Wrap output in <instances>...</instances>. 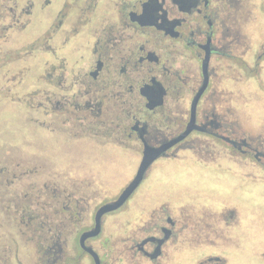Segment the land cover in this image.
<instances>
[{
    "label": "flooded vegetation",
    "instance_id": "1",
    "mask_svg": "<svg viewBox=\"0 0 264 264\" xmlns=\"http://www.w3.org/2000/svg\"><path fill=\"white\" fill-rule=\"evenodd\" d=\"M263 74L264 0H0V116L13 105L26 132L56 135L59 161L77 169L58 180L56 203L27 218L8 212L17 240L3 243L0 264H230L246 207L198 190L147 204L142 185L171 162L233 165L252 179L264 127L238 114L258 109ZM92 150L137 161L112 196L103 194L119 172L94 169L88 160L102 155ZM152 150L161 152L135 192L97 221Z\"/></svg>",
    "mask_w": 264,
    "mask_h": 264
},
{
    "label": "rangeland",
    "instance_id": "2",
    "mask_svg": "<svg viewBox=\"0 0 264 264\" xmlns=\"http://www.w3.org/2000/svg\"><path fill=\"white\" fill-rule=\"evenodd\" d=\"M262 79L264 80V74ZM255 95L253 94V97L255 96L253 100L258 104V109H244L243 111L247 112L238 114V117L244 118L256 127H264V111L261 112L262 109L264 110V82ZM8 106L9 109L3 111L0 116V169L29 163L38 165L39 171L35 175L28 174L23 178H13L14 174L10 176L0 172L3 175L0 176V208L7 209L6 211L0 209V249L4 242L17 240L18 227L11 221L8 212L14 213L16 210L17 215L20 216L23 212L27 218L30 216L29 213L33 212L35 215L40 212L38 209L40 203H56L58 180L64 179L66 173L77 170L76 165L72 164L73 161L67 162V159L59 161L58 154L62 152L60 151L62 148L59 149L56 135L39 130H31L32 134H28L24 117H18L13 105ZM27 130L29 131L28 127ZM262 133L264 136V130ZM92 153L102 155L99 163L88 160V164L94 169L99 164L98 168L102 171L119 172L114 177L113 185L106 187L108 194H103L112 196L109 194L115 193L118 187L124 185L134 175L137 161L125 154L116 156L112 161L110 151L92 150ZM20 160L23 161L19 162ZM24 160L31 161L24 162ZM255 164L253 162L252 172L247 173L253 178L245 180L241 174L237 173V176L234 174L233 165L230 166V172L224 168L225 166L215 170L198 167L190 171L185 163H159L152 168L150 178L142 185L143 194L139 197L144 200L143 203L149 204L165 197L177 198L186 190L191 192L190 194H196L198 190L207 194L213 192L218 197L216 198L218 202L233 204L241 207L242 210L246 207L248 220L237 244L238 251L233 250L228 254L231 259L230 264H264V171H261L264 170V166L261 165L263 166L261 168ZM226 167L229 165L227 164ZM142 196H145V199ZM43 212L47 217L54 213V210L46 209ZM236 234L238 237V233Z\"/></svg>",
    "mask_w": 264,
    "mask_h": 264
},
{
    "label": "water",
    "instance_id": "3",
    "mask_svg": "<svg viewBox=\"0 0 264 264\" xmlns=\"http://www.w3.org/2000/svg\"><path fill=\"white\" fill-rule=\"evenodd\" d=\"M161 150H152V151H146L144 159L141 163L140 169L138 171L137 176L134 178V180L130 183V185L124 190V192L120 195V197L114 201L113 203H110L106 206H104L97 215V221L106 213L112 212L115 210H118L121 208L126 201L130 198V196L135 192L139 184L141 183L143 176L147 169L150 167V165L153 163V161L157 158V156L160 154ZM99 228V226H97ZM94 233L87 234L84 238H87L89 236H94L98 233V229Z\"/></svg>",
    "mask_w": 264,
    "mask_h": 264
}]
</instances>
